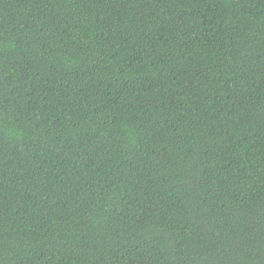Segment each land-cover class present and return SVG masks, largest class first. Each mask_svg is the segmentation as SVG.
I'll use <instances>...</instances> for the list:
<instances>
[{"label": "trees", "instance_id": "16d2710c", "mask_svg": "<svg viewBox=\"0 0 264 264\" xmlns=\"http://www.w3.org/2000/svg\"><path fill=\"white\" fill-rule=\"evenodd\" d=\"M0 264H264V0H0Z\"/></svg>", "mask_w": 264, "mask_h": 264}]
</instances>
